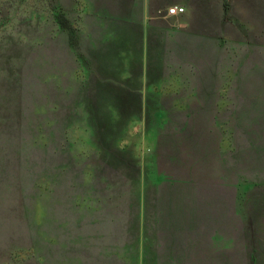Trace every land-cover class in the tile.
I'll return each instance as SVG.
<instances>
[{
	"label": "rangeland",
	"instance_id": "obj_1",
	"mask_svg": "<svg viewBox=\"0 0 264 264\" xmlns=\"http://www.w3.org/2000/svg\"><path fill=\"white\" fill-rule=\"evenodd\" d=\"M82 1L0 0V264H264V0H207L131 88Z\"/></svg>",
	"mask_w": 264,
	"mask_h": 264
},
{
	"label": "crops",
	"instance_id": "obj_2",
	"mask_svg": "<svg viewBox=\"0 0 264 264\" xmlns=\"http://www.w3.org/2000/svg\"><path fill=\"white\" fill-rule=\"evenodd\" d=\"M207 0H83L78 5L75 26L79 32L81 55L94 60L99 81L131 88V80L106 74L128 73L132 65L145 64L149 56H158L159 43L177 34V26L202 24V8ZM178 5L182 13L168 15ZM180 31V30H179ZM138 58V59H137ZM126 80V81H125Z\"/></svg>",
	"mask_w": 264,
	"mask_h": 264
},
{
	"label": "built area",
	"instance_id": "obj_3",
	"mask_svg": "<svg viewBox=\"0 0 264 264\" xmlns=\"http://www.w3.org/2000/svg\"><path fill=\"white\" fill-rule=\"evenodd\" d=\"M185 8L184 7H181V6H178V5H174V6H171L167 9V14L168 15H174V14H179V13H182L184 12Z\"/></svg>",
	"mask_w": 264,
	"mask_h": 264
}]
</instances>
